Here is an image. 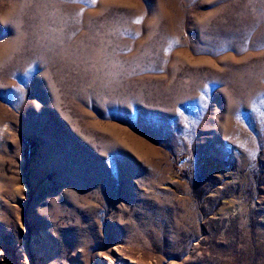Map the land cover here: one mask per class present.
<instances>
[{
	"label": "rangeland",
	"instance_id": "obj_1",
	"mask_svg": "<svg viewBox=\"0 0 264 264\" xmlns=\"http://www.w3.org/2000/svg\"><path fill=\"white\" fill-rule=\"evenodd\" d=\"M0 264H264V0H0Z\"/></svg>",
	"mask_w": 264,
	"mask_h": 264
}]
</instances>
